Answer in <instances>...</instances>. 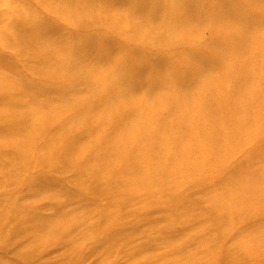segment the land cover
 I'll return each mask as SVG.
<instances>
[{"label": "rangeland", "instance_id": "rangeland-1", "mask_svg": "<svg viewBox=\"0 0 264 264\" xmlns=\"http://www.w3.org/2000/svg\"><path fill=\"white\" fill-rule=\"evenodd\" d=\"M97 1L0 0V264H172L194 235L195 248L209 233L227 244L228 223L204 204L214 197H237L245 217L264 213V0H184L195 15L173 31L168 4L182 0H150L147 14L164 11L154 25L138 18L141 0ZM17 25L47 34L26 41ZM84 38L98 49L87 68L105 79L100 69L115 63L118 83L66 105L84 82L72 76ZM92 106L111 112L106 124L95 111L74 129ZM81 129L97 136L73 145ZM131 169L135 189L106 190ZM250 234L227 245L248 251Z\"/></svg>", "mask_w": 264, "mask_h": 264}, {"label": "bare ground", "instance_id": "bare-ground-1", "mask_svg": "<svg viewBox=\"0 0 264 264\" xmlns=\"http://www.w3.org/2000/svg\"><path fill=\"white\" fill-rule=\"evenodd\" d=\"M60 1H62V0H60ZM99 1H97V3H99ZM105 1H107L108 3H104L102 5V7L103 6H111V8L113 7L112 6L113 4L109 5V3L112 2V0H105ZM130 1H132V0H130ZM193 1L194 0H191V2H193ZM153 2H155V1H153ZM191 2H190V4H191ZM67 3L68 2H66V4ZM93 3H94V5L96 4V2H93ZM93 3H90V6L92 4V7H93ZM150 4H151L150 0H141V1H139L138 5L141 7V10H140V13L138 14V18L142 20L143 17L146 16L150 20L149 23L154 25V24H156V22L161 20L162 13H164V11L162 12V9L159 6V8L156 9V11L158 13L155 14V17H153V16H151L152 14H150L149 12L147 14V12H146L147 11L146 7L150 6ZM61 5L63 6L64 4H61ZM120 5H121V3H120ZM168 5H169L168 9H167L168 10V12H167L168 15L165 14L166 15V17H165V22H166L165 23L166 24L165 28L170 30V31H173L175 29L174 26H176L178 28V30H180L181 28L187 27L186 26L187 22H184V21H185V19L188 16L195 15V9L194 10L186 9V7L189 8L190 6L187 5V3H185L184 0H182L181 2L173 1L172 4H168ZM49 6H51V5H49ZM95 6H97V5H95ZM46 8H49V7H46ZM57 8H59V7H57ZM99 8H101V7H99ZM70 9H72V8H70ZM88 9H90V7ZM88 9H87V12L90 11V10L88 11ZM104 9L106 11L108 10V9H106V7ZM67 10H69V9H67ZM71 11H73V10H71ZM75 11H74V13H75ZM103 11L104 10H102V12ZM87 12H85V13H87ZM108 12L109 13L111 12L110 11V7H109V11ZM65 13H66V11H65ZM81 13H83V12H81ZM70 14L68 16H70ZM78 14H79V11H78ZM86 15H88V14H86ZM65 16H66V14H65ZM76 16H77V14H76ZM81 16H83V15H81ZM81 16H78L77 18H79L81 20V18H80ZM87 19H88V17H87ZM26 24L27 23H25V25ZM155 26H157V25H155ZM25 27L26 26H23V25H21V27H19L17 25L16 26V30L19 29L18 31L20 32V34L24 37V39L26 41L30 40V39H33V38H31L30 35L33 34L35 31L40 30V28H37L38 30L35 29L34 31L25 30ZM40 31L42 32V34H47L46 28H41ZM179 33L180 32L178 31V34ZM24 34H25V36H24ZM89 40H90V38H87V40L84 38L82 40V42L80 43V45L78 46L77 51L80 54L83 55V60H82L81 67L78 70H76L75 72L72 73V76L74 78H76V79L81 77V79L84 81L83 84H81V85H84V86L80 85V87L75 89L73 91V93L71 92V95L63 96V98H62L63 99V104L67 105V104L75 101V99L74 100L73 99H68L73 94L78 96L79 99H82V98H80L81 96H79V95H80V93L82 91L86 90L87 93L90 94L92 96V98H93L94 96H96V94L98 92H101V91L104 92L107 89L108 85L112 87L113 85H115V83H118V82H116V78H113V74L115 76L117 74V72H118V69L116 71V68H115L116 64L115 63L113 64V66H109L108 63H105L106 64V67H105L104 63L102 62V65L105 67V69H100V70H101L102 74H105V79L102 78V77L97 78V76H95L93 74V72L91 71L92 68L91 67L87 68V65H88L89 62L92 64V66L94 64L93 60L91 59L93 56H89L90 53L95 51V50H98L97 46L94 43L87 42ZM25 46H28V45H25ZM25 46H23V47H25ZM41 49H43V48H41ZM39 51H41V50L39 49ZM107 74H108L110 79H107ZM1 79H3V78L1 77ZM122 81L124 82V78H123ZM125 82H126V80H125ZM100 105H101V103H100ZM93 109H95V108L92 106L87 111H85L86 116L82 115V116L77 117V120H75L76 122H74L75 123V125L73 126L74 129L80 128L81 127L80 124L84 121V119H86V120L90 119L91 120V114L95 113V111H96V109L95 110H93ZM100 110H102V109H100ZM103 110L104 111H96V114L102 116L97 121V124L99 123L97 125L99 127V129L101 128L102 124H106L107 117L111 113L106 108H103ZM30 120L31 119L28 118V120H27L28 123H30ZM130 122H132V121L130 120ZM126 124L129 125L130 123L126 122ZM25 125H26V128H29V125L27 123ZM68 128L69 127H67V123H65V124H61V126H58L57 129H55L54 131H50L51 133L55 132V134L50 138V142L55 143L57 140H59V138H61L62 136H65L67 134V132L69 131ZM88 132H92V133L89 134ZM77 133H79V134H78L77 138L75 139V141L73 142V145H75L76 143H79V142H88L87 141L88 139H91V138L97 136V133H95L93 131H89V130H83V129H81ZM112 135H114V134H112ZM111 139H112V136H111ZM7 155H5V156L8 157V158L13 157L15 159V158L18 157V152L13 151V153H9ZM72 155L73 154H71V156H70L71 159H72ZM101 155L102 154H99V157H100L99 161H103V155L102 156ZM97 163H98V161H97ZM99 170L102 171V173H106L105 174L106 176H109L112 173V172H110L111 171L110 169H106L105 163L102 164V167L99 166ZM138 172H139V170L131 169V174L132 175L128 176V178H124V180H116L115 183H117V184L113 185L112 183H108L106 185V190L114 189L116 191H121L123 189L124 190H126V189H135V187L133 185H131L129 178H134L135 179L136 177H132V176H136V175L140 176V173H138ZM259 173H261V172H259ZM165 184L167 185V181L164 183V185ZM221 189H222V187L218 188L217 191H219V193H217V194H220L222 192ZM234 197H236V196H234ZM228 198L227 199L226 198L223 199L221 196L214 197L213 199L210 200V202L208 204L204 203L205 205H207L209 207L208 208L209 213L211 211L213 212L211 216L213 217V221L214 222H218L219 220L224 219L225 222L228 223V225H226V227H224L223 229H221L219 231L218 236H222L223 238L227 239L226 240L227 244H229L230 242L228 241V239L231 238L230 240H232V241L236 240V239H234V237H235V235L238 232L240 234V237L245 235V234L247 236H249V235H251L250 233L258 232V234L252 235L250 237V240L253 243H255V245L253 247H251L250 250H248V251H245V250L241 251V250L237 249L238 247H234L233 248L232 246H228L226 243H224V244L222 243L221 245H218V243L215 244L213 242L214 241V237L210 236V235H217V234H215V233L214 234H210L209 233V234L205 235L206 236L205 238H207V239H206V241L204 240L203 244H201L203 246H198V247L195 248V246L191 245V244H195V240L196 239H195V235H194V237L192 239L187 238L185 241H182L181 243H179L176 246L177 249L175 251H173V255H174L173 258L175 259L177 256H179V257L172 264H264V213H262V215H261V214H259V212H255V213H252V214H248L245 217L244 215H242L240 213L241 210H238V211L233 210V208H237L236 207V203L238 202V198L237 197H236V199H233L232 197H231L232 199L230 197H228ZM219 199H223L222 201H224V202L220 203V201H218ZM258 203H262L261 205L264 206V204H263L264 203V198L260 197ZM248 204H250V203L246 202V203H244V206H246ZM184 209H186V211H190V210L195 209V200L192 199V200L187 201V203L185 204ZM180 222L185 223L184 221H180ZM244 225L247 226L245 229L243 227ZM182 236L183 235H180V234L173 235V236L171 234H167V236L164 234V239H169V238H171V239H179ZM198 238L201 239L200 236H198ZM209 242H213L214 245H206ZM184 246H193V249L191 251H183L182 247H184ZM177 251L180 252V255H178ZM155 256H158V255L155 254Z\"/></svg>", "mask_w": 264, "mask_h": 264}]
</instances>
